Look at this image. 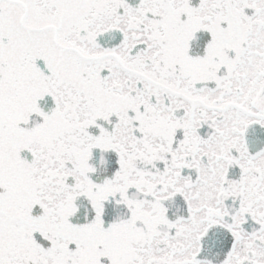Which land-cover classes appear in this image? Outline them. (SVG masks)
Listing matches in <instances>:
<instances>
[{
    "label": "snow or ice",
    "instance_id": "snow-or-ice-1",
    "mask_svg": "<svg viewBox=\"0 0 264 264\" xmlns=\"http://www.w3.org/2000/svg\"><path fill=\"white\" fill-rule=\"evenodd\" d=\"M0 264H264V0H0Z\"/></svg>",
    "mask_w": 264,
    "mask_h": 264
}]
</instances>
